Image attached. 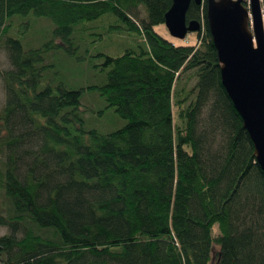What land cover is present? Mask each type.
Listing matches in <instances>:
<instances>
[{
	"label": "trees",
	"instance_id": "16d2710c",
	"mask_svg": "<svg viewBox=\"0 0 264 264\" xmlns=\"http://www.w3.org/2000/svg\"><path fill=\"white\" fill-rule=\"evenodd\" d=\"M171 4L0 0L11 63L0 110L1 264H264V172L221 83L207 0L187 11L201 24L198 44L155 31ZM39 19L53 28L34 47L27 36ZM88 32L138 41L96 55L99 85L44 80L49 57L77 56ZM192 70L187 90L180 76ZM86 89L124 125L87 130Z\"/></svg>",
	"mask_w": 264,
	"mask_h": 264
},
{
	"label": "water",
	"instance_id": "95a60500",
	"mask_svg": "<svg viewBox=\"0 0 264 264\" xmlns=\"http://www.w3.org/2000/svg\"><path fill=\"white\" fill-rule=\"evenodd\" d=\"M201 4L203 0H194ZM192 0H172L164 24L183 40L198 32V20H187ZM207 24L217 50L221 83L243 120L256 160L264 172V0H207Z\"/></svg>",
	"mask_w": 264,
	"mask_h": 264
},
{
	"label": "rangeland",
	"instance_id": "374dc122",
	"mask_svg": "<svg viewBox=\"0 0 264 264\" xmlns=\"http://www.w3.org/2000/svg\"><path fill=\"white\" fill-rule=\"evenodd\" d=\"M245 6H249V0H244ZM146 13L143 7L139 8V18H145ZM101 22V19L97 22ZM96 23V22H94ZM52 24L49 20L39 19L33 26V30L29 33L28 43L36 46L39 42L49 40L51 36ZM154 29L165 39L179 43L181 40L174 38L168 31L166 25L158 24ZM85 34V42L82 51L77 56L66 54L63 50L53 53L48 62L53 67L46 72L47 76L55 78L58 82H63L68 88L79 89L86 88L90 85H99L103 81V76L94 68V64L98 62L96 55L98 53H106L108 55L117 56L122 54L126 49L136 45L138 39L136 34L122 36L117 33L105 34L104 32H94V35ZM100 34H103L101 36ZM26 38V37H25ZM26 38V40H27ZM196 32H190L182 41L188 44L196 43ZM42 41L40 43H42ZM26 45L25 39L23 40ZM11 68L7 52L0 48V110L6 101V91L3 82V73ZM179 86L185 89H193L197 83V77L194 71H188L180 76ZM82 105L87 108L85 113V128L87 130L96 129L101 133H109L124 125L125 121L118 116L114 107H107L104 98L97 91L86 89L81 98ZM9 233V229L0 226V236ZM1 264V262H0Z\"/></svg>",
	"mask_w": 264,
	"mask_h": 264
}]
</instances>
